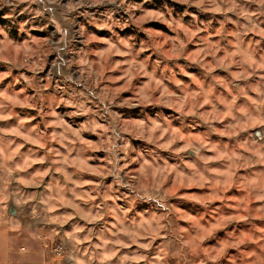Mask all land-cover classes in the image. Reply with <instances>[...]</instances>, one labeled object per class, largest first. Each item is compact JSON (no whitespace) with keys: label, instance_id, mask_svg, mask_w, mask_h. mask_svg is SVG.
<instances>
[{"label":"rangeland","instance_id":"rangeland-1","mask_svg":"<svg viewBox=\"0 0 264 264\" xmlns=\"http://www.w3.org/2000/svg\"><path fill=\"white\" fill-rule=\"evenodd\" d=\"M0 264H264V0H0Z\"/></svg>","mask_w":264,"mask_h":264},{"label":"trees","instance_id":"trees-1","mask_svg":"<svg viewBox=\"0 0 264 264\" xmlns=\"http://www.w3.org/2000/svg\"><path fill=\"white\" fill-rule=\"evenodd\" d=\"M133 1H138V0H133Z\"/></svg>","mask_w":264,"mask_h":264}]
</instances>
